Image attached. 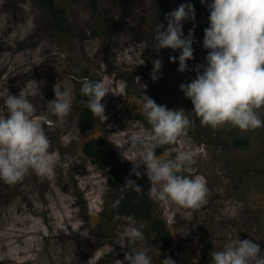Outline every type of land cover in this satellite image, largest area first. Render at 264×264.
Wrapping results in <instances>:
<instances>
[{
	"label": "rangeland",
	"instance_id": "1",
	"mask_svg": "<svg viewBox=\"0 0 264 264\" xmlns=\"http://www.w3.org/2000/svg\"><path fill=\"white\" fill-rule=\"evenodd\" d=\"M211 2L198 8L190 0H98L93 9L89 0H55L65 10L62 28H57L51 14L34 0H0V115L7 114L6 90L13 96L21 90L29 93L53 154L47 176L30 172L12 186L0 180V264L124 262L132 250L131 245L119 246L126 222L110 218V178L83 154L82 146L92 138H108L120 162L121 189L131 179L148 193L143 155L132 146L134 137L151 130L142 114L140 84L147 85L145 94L158 105L193 111L179 86L196 78L191 69L206 63L203 39ZM181 4L195 9V20L183 25L185 37L193 32L194 49L184 73L178 71L181 50L154 48L157 25L164 24L166 30V15ZM170 56L177 58L175 63ZM156 59L162 68L154 82L150 74ZM84 77L103 81L111 91L101 101L107 119L96 118L87 131L81 128L76 104ZM57 82L71 93V111L62 124L48 105L55 99ZM259 115L264 119V109ZM189 118L194 125L175 147L194 153L195 162L185 165L182 174L205 178L207 202L187 215L149 196L153 216L165 221L178 251L162 252L148 239L147 223L139 221L136 226L146 240L135 247L146 249L152 264H162L166 257L175 264H212L210 254L237 236L252 240L264 252V127L249 132L231 125L213 129L194 115ZM167 147L157 148L156 155L162 156ZM134 164L140 165L139 179Z\"/></svg>",
	"mask_w": 264,
	"mask_h": 264
},
{
	"label": "clouds",
	"instance_id": "2",
	"mask_svg": "<svg viewBox=\"0 0 264 264\" xmlns=\"http://www.w3.org/2000/svg\"><path fill=\"white\" fill-rule=\"evenodd\" d=\"M200 2L204 4L206 0ZM208 9L209 26L204 30L203 39V48L208 52L206 63L191 69L196 78L179 86L193 105L191 113L183 108L172 110L158 105L145 94L147 85L140 84V77L135 78L143 88L142 114L151 126L146 136L132 140L133 148L143 155L142 165L146 166L151 184L147 194L165 206L184 210L187 215L203 207L208 196L203 176L182 174L185 165L195 162L194 153L175 147L194 125V120L189 117L194 115L202 126L213 129L231 125L241 132H249L264 127V119L259 115L264 109V0H212ZM165 19L166 30L164 24L157 25L154 48L156 51L181 50L178 71H189L187 61L194 59L193 32L185 37L183 25L195 20V9L192 4H181ZM169 59L172 63L177 60L175 56ZM161 68L162 61L156 59L150 74L154 82L160 78ZM32 83L37 82L33 80ZM53 92L55 99L48 105L62 124L71 111V93L67 89L61 90L58 82ZM109 92L101 80L84 77L81 82L80 94L86 98L82 103H86L94 117L103 121L107 117L101 101ZM35 94L36 90L31 93ZM28 97L29 93L24 90L18 96L6 90L7 114L0 115V180L10 186L21 182L30 172L44 177L51 170V141L41 124L42 117L36 114ZM163 146L169 147L158 157L156 149ZM171 153L175 156L171 157ZM139 166L135 165L133 169L137 179L141 176L136 171ZM125 188L142 193V188L131 179L125 181ZM114 220L126 222L119 246L122 249L132 246V250L125 253L124 262L117 260V264H152L147 250L135 247L146 240L143 231L136 226L135 218L117 215ZM210 257L212 264H264L260 246L252 240H241L239 236L221 250L213 251ZM162 264H175V261L166 257Z\"/></svg>",
	"mask_w": 264,
	"mask_h": 264
},
{
	"label": "trees",
	"instance_id": "3",
	"mask_svg": "<svg viewBox=\"0 0 264 264\" xmlns=\"http://www.w3.org/2000/svg\"><path fill=\"white\" fill-rule=\"evenodd\" d=\"M77 1V0H67ZM195 7L200 8V0H190ZM44 7L53 17L57 28H62L65 21V10L56 5L55 0H34ZM93 9L97 8L98 0H89ZM80 88L76 93V104L80 108L79 121L82 130H91L96 124V118L90 112L86 98L81 96ZM82 152L90 157L95 165L106 172L111 181L114 195L111 200L110 218L117 215H132L136 221L147 223V237L152 244L166 254H176L178 249L173 246L170 230L164 220L153 216V204L149 195L145 192L138 193L128 188L121 189L122 172L120 162L113 143L108 138H92L82 146ZM118 202V203H117Z\"/></svg>",
	"mask_w": 264,
	"mask_h": 264
},
{
	"label": "bare ground",
	"instance_id": "4",
	"mask_svg": "<svg viewBox=\"0 0 264 264\" xmlns=\"http://www.w3.org/2000/svg\"><path fill=\"white\" fill-rule=\"evenodd\" d=\"M123 124V123H122ZM127 124V123H126ZM121 125V124H120ZM125 125V124H124ZM128 127V126H127ZM120 129H122V128H120Z\"/></svg>",
	"mask_w": 264,
	"mask_h": 264
}]
</instances>
